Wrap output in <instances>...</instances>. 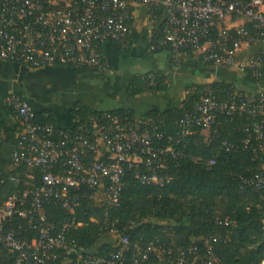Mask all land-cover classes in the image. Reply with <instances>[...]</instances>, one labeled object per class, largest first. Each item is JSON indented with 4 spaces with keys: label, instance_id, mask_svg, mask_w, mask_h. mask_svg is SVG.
Listing matches in <instances>:
<instances>
[{
    "label": "built area",
    "instance_id": "built-area-1",
    "mask_svg": "<svg viewBox=\"0 0 264 264\" xmlns=\"http://www.w3.org/2000/svg\"><path fill=\"white\" fill-rule=\"evenodd\" d=\"M135 5L146 9L147 29L159 47L174 53L197 51L212 67L261 73L262 57L245 51L255 41L264 43V0H0V59L30 68L60 65L110 73L102 47L107 42L127 44ZM3 101L20 126L15 141L4 144L10 147L8 158H0L5 162L0 163V249L13 254L14 264H45L79 253L74 240L66 238L76 226L75 211L84 202L117 206L126 169H133L141 184L163 185L169 176L161 175L162 157L182 155L177 145L191 126L210 127L220 116L230 120L237 112H264L262 97L252 103L234 93L217 100L207 92L177 120L176 137L165 134L167 143L159 146L154 140L164 134L151 116L129 121L125 114H100L63 128L39 120L33 106L16 93ZM254 132L264 140L261 124H255ZM222 145L225 151L232 147L226 140ZM244 183L261 189L263 168ZM47 204L72 216L56 227L44 212ZM221 240L209 235L201 248L149 243L126 263L122 253L128 240L121 237L122 246L108 257L87 254L77 264H140L148 252L164 261L173 249L176 264L188 255L201 264H217L213 242Z\"/></svg>",
    "mask_w": 264,
    "mask_h": 264
},
{
    "label": "trees",
    "instance_id": "trees-1",
    "mask_svg": "<svg viewBox=\"0 0 264 264\" xmlns=\"http://www.w3.org/2000/svg\"><path fill=\"white\" fill-rule=\"evenodd\" d=\"M142 38L149 52L167 50L177 54L159 47L156 36L146 29L142 31ZM258 42L251 43V46ZM182 52L193 56L197 51L187 49ZM245 52L262 57L259 75L253 74L249 68L238 71L243 84L257 86L264 80V52L251 53L249 48ZM197 54L199 62L212 67L204 61L202 53ZM74 70L78 73L94 71L87 68ZM169 86V80L161 71H148L137 75L127 90L133 95L161 93ZM185 91L181 105L166 110L153 109L135 115L130 108L100 111L76 103L70 114L80 123L100 114H125L129 121L151 116L164 134L154 143L164 146L167 143L165 134L176 137L179 130L177 120L192 111L205 93L211 92L217 100L234 93L244 94L231 82L217 79L204 84L189 83ZM260 97L264 99V91L248 99L255 103ZM6 111L13 114L8 107ZM36 116L41 121L53 123L50 116L44 117L38 112ZM257 123L264 128V112L256 115L237 112L230 120L220 116L219 122L210 127L191 126L189 134L182 140L183 144L177 145L182 149V155L176 159L169 155L162 157L161 175L169 176V180L161 186L141 184L134 170L126 169L117 206L104 208L84 202L75 211L76 226L66 233V238L74 240L80 252L62 254L45 264H62L65 259L70 264H77L87 254L106 258L122 246L121 237L128 240L122 256L126 263H130L149 243L172 248L199 244L201 248L202 239L209 235L222 238L213 242L217 264H264V186L257 189L244 183L255 172L264 170V149L259 147L262 143L264 148V140L256 138L254 127ZM223 140L232 146L228 151L222 145ZM14 141V134L0 122V146ZM0 163L5 162L0 159ZM8 188L7 183L5 189ZM44 212L56 227L72 216L51 204L45 205ZM12 255L0 249V264H14ZM155 255V252H148V259L140 264H176L174 249L170 258L164 261H159ZM183 264L201 263L188 255Z\"/></svg>",
    "mask_w": 264,
    "mask_h": 264
},
{
    "label": "crops",
    "instance_id": "crops-1",
    "mask_svg": "<svg viewBox=\"0 0 264 264\" xmlns=\"http://www.w3.org/2000/svg\"><path fill=\"white\" fill-rule=\"evenodd\" d=\"M146 23V9L135 5L127 44L119 46L107 42L103 45L102 52L111 68L110 73H78L71 67L60 65L30 68L0 59V122L14 136L19 131L18 118L6 111L3 101L10 93L23 97L44 117L50 116L55 125L71 128L76 121L70 110L76 103L100 111L130 108L135 115H141L153 109L179 107L189 83L204 84L215 79L231 82L248 98L264 91V80L257 86H247L240 80L238 70L205 66L198 61L197 52L193 56L183 52L173 55L167 50L149 52L142 38V31H148ZM249 51L264 52V43L252 45ZM148 71H161L170 82L169 89L161 93L131 94L127 90L128 84L137 75ZM9 150V146H1L0 158L7 159Z\"/></svg>",
    "mask_w": 264,
    "mask_h": 264
},
{
    "label": "rangeland",
    "instance_id": "rangeland-1",
    "mask_svg": "<svg viewBox=\"0 0 264 264\" xmlns=\"http://www.w3.org/2000/svg\"><path fill=\"white\" fill-rule=\"evenodd\" d=\"M110 240H113V238H111ZM62 264H70V262H69L67 259H65V260L62 262Z\"/></svg>",
    "mask_w": 264,
    "mask_h": 264
}]
</instances>
